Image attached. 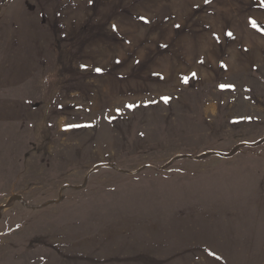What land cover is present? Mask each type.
Returning <instances> with one entry per match:
<instances>
[{
	"label": "rangeland",
	"instance_id": "374dc122",
	"mask_svg": "<svg viewBox=\"0 0 264 264\" xmlns=\"http://www.w3.org/2000/svg\"><path fill=\"white\" fill-rule=\"evenodd\" d=\"M0 264H264V0H0Z\"/></svg>",
	"mask_w": 264,
	"mask_h": 264
},
{
	"label": "snow or ice",
	"instance_id": "6c2138e0",
	"mask_svg": "<svg viewBox=\"0 0 264 264\" xmlns=\"http://www.w3.org/2000/svg\"><path fill=\"white\" fill-rule=\"evenodd\" d=\"M251 23H252V26H253V27H257V25H256V22H255V21H252ZM228 35H229V36H231L232 34H231V33H228ZM96 71H97V72H100V71H101V69H96ZM193 76H195V73H193ZM187 79H188V78H187V77H185V82H187ZM224 87H230V86L221 85V88H224ZM164 99H165V102H167V99H168V98H167V97H165ZM129 107H132V106H131V105H129Z\"/></svg>",
	"mask_w": 264,
	"mask_h": 264
}]
</instances>
